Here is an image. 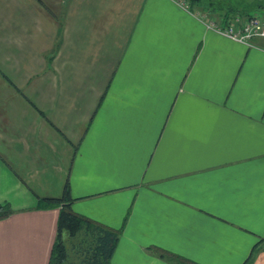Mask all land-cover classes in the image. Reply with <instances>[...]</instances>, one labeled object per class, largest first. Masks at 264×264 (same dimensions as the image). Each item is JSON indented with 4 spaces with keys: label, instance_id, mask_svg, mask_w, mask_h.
Masks as SVG:
<instances>
[{
    "label": "crops",
    "instance_id": "obj_1",
    "mask_svg": "<svg viewBox=\"0 0 264 264\" xmlns=\"http://www.w3.org/2000/svg\"><path fill=\"white\" fill-rule=\"evenodd\" d=\"M228 8L0 0V264H48L66 182L111 264H264V38L210 27L264 13Z\"/></svg>",
    "mask_w": 264,
    "mask_h": 264
},
{
    "label": "trees",
    "instance_id": "obj_2",
    "mask_svg": "<svg viewBox=\"0 0 264 264\" xmlns=\"http://www.w3.org/2000/svg\"><path fill=\"white\" fill-rule=\"evenodd\" d=\"M201 1L186 0L191 10ZM226 12L228 15L233 10L228 8ZM73 201L68 182L64 186L62 196L39 199L37 209H56L58 211L55 239L48 264H111L121 231L108 228L74 213L71 209ZM11 214L12 210L8 204L0 205V220ZM263 241L264 238L254 246L253 250ZM150 250L158 258L171 264H192L180 256L158 248H151ZM251 259L252 255L244 264H248Z\"/></svg>",
    "mask_w": 264,
    "mask_h": 264
},
{
    "label": "built area",
    "instance_id": "obj_3",
    "mask_svg": "<svg viewBox=\"0 0 264 264\" xmlns=\"http://www.w3.org/2000/svg\"><path fill=\"white\" fill-rule=\"evenodd\" d=\"M210 27L218 34L243 44L249 45L254 38H264V21L256 16L248 18L242 24L235 20L225 26L211 24Z\"/></svg>",
    "mask_w": 264,
    "mask_h": 264
},
{
    "label": "rangeland",
    "instance_id": "obj_4",
    "mask_svg": "<svg viewBox=\"0 0 264 264\" xmlns=\"http://www.w3.org/2000/svg\"><path fill=\"white\" fill-rule=\"evenodd\" d=\"M200 4V6L195 5L198 12H205V9L207 8L212 9V12L213 10L220 12L223 10L226 11L228 9V6L231 5L233 8L237 7V9L243 10L248 14L264 13V0H202ZM198 7L201 8L198 9Z\"/></svg>",
    "mask_w": 264,
    "mask_h": 264
}]
</instances>
